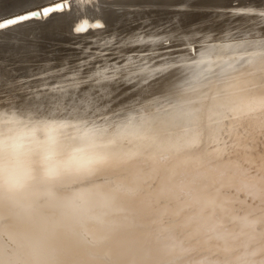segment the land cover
I'll return each instance as SVG.
<instances>
[{"label":"bare ground","instance_id":"1","mask_svg":"<svg viewBox=\"0 0 264 264\" xmlns=\"http://www.w3.org/2000/svg\"><path fill=\"white\" fill-rule=\"evenodd\" d=\"M54 3L0 30V141L41 128L33 178L0 185V264H264V0H0V20ZM120 223L105 248L44 243Z\"/></svg>","mask_w":264,"mask_h":264},{"label":"clouds","instance_id":"2","mask_svg":"<svg viewBox=\"0 0 264 264\" xmlns=\"http://www.w3.org/2000/svg\"><path fill=\"white\" fill-rule=\"evenodd\" d=\"M51 144L54 142L53 125L43 126ZM41 128L17 124L11 136L0 141V185L7 188L23 187L33 178L31 160L34 155V146L39 143L38 134ZM43 174L46 177H54L61 162L56 159L51 149H45L39 154ZM87 164L90 161H72Z\"/></svg>","mask_w":264,"mask_h":264},{"label":"rangeland","instance_id":"3","mask_svg":"<svg viewBox=\"0 0 264 264\" xmlns=\"http://www.w3.org/2000/svg\"><path fill=\"white\" fill-rule=\"evenodd\" d=\"M262 37H264V35H262ZM179 55H182L181 53H177V57L179 56ZM180 57V56H179ZM181 58V57H180ZM172 59V58H171ZM179 59V58H178ZM181 60V59H180ZM258 61H259V58L257 57V58H255V59H253V60H251L250 62H248V63H246V64H244L245 65V67L246 68H248V69H252L253 67H255L257 64H258ZM256 62H257V64H256ZM247 69V70H248ZM44 72H42V73H40V75L38 76L39 78H42V79H44L45 78V76L48 74V72H46L45 71V69L43 70ZM47 73V74H46ZM250 73V72H249ZM45 74V75H44ZM44 75V76H43ZM121 225H122V223H120V228H121ZM116 226H118V224H116V225H109V226H107V225H103V227H102V225L100 226H92V225H88V227H87V225L86 226H83V230H82V227L81 226H77V228H76V226H74V227H70L69 228V230H67L68 228H66L65 230H63V231H55V232H52L50 235H48L49 236V239H48V236H47V241H46V239H45V241L46 242H44L45 243V245L46 246H48V245H50L51 244V246H50V248L51 247H53V248H56L57 250H58V248H60L61 250H64L65 251V246L67 247V241H66V243H65V240H68V248L69 249H73V247L74 248H77V250H79V251H82L83 249V251H90L89 250V248L90 247H92V248H94V246H95V248H101L102 247V245L103 244H106V242H105V240H107L106 238H108V237H104V235H106L107 234V236H109V237H117V236H119V235H121V232H122V228L120 229V228H116ZM81 227V228H80ZM85 227V228H84ZM92 227H94V228H92ZM96 227V228H95ZM101 227L103 228V230H101ZM104 227H107V228H104ZM89 228H90V230H89ZM111 228H112V230H111ZM71 229H73V231L71 230ZM78 231H77V230ZM98 229H100V231L98 230ZM106 229V230H105ZM108 229H109V231H108ZM121 231V232H118V231ZM75 231H77V232H75ZM84 231V232H83ZM88 231V232H87ZM89 231L90 232H92V233H89ZM102 232V233H101ZM110 233V235H109V233ZM116 232V233H115ZM58 234H59V236H58ZM60 234H61V236H60ZM74 235H75V238L77 237V240L74 238ZM81 235V236H80ZM91 235H95V236H91ZM100 235H101V237H103V238H105V239H102V238H100ZM51 236V237H50ZM70 236H72V237H70ZM81 238H80V237ZM89 236V238H85V237H88ZM97 236V237H96ZM56 237H58L57 239H56ZM62 237V238H61ZM64 237H65V239H64ZM94 237V238H93ZM50 238H51V240H50ZM53 238H55V239H53ZM79 238V239H78ZM97 240H96V239ZM63 239H64V242H63ZM69 239H70V241H69ZM98 239H100V241L98 240ZM109 239V238H108ZM111 239V238H110ZM53 240H56L58 243H56V241L54 242ZM75 241V243H74V241ZM49 241H50V244H49ZM52 241H53V243H56V245H53L52 244ZM76 241H78V243L76 242ZM88 241V242H87ZM90 241V242H89ZM80 242H81V245H80ZM47 243V244H46ZM60 243H61V246L59 247V246H57V244H59L60 245ZM84 245H83V244ZM87 243V244H86ZM91 243V244H90ZM102 243V244H101ZM76 244V245H75ZM81 246L80 248H79V246ZM88 244H89V248L87 247L88 246ZM93 244H95L94 246H92ZM98 244H100V245H98ZM53 245V246H52ZM64 245V246H63ZM71 245L73 246V247H71ZM76 246V247H75ZM109 248H110V245H107ZM106 247V245L104 246L103 245V247L102 248H105ZM44 248V250H42V251H44V253L43 252H40V254H41V259H43L44 257H47V255H50V254H54V249L53 248H51V250H52V253H50L49 252V247H46L45 248V246L43 247ZM42 248V249H43ZM64 248V249H63ZM66 249V250H69V249ZM91 248V249H92ZM45 249H46V251H45ZM56 249H55V251H56ZM48 250V251H47ZM50 250V251H51ZM112 249H110V251H111ZM109 251V252H110ZM40 256H39V260H37V262H36V264L38 263H40ZM62 261L63 260H61V257H57L56 256V259L52 262V264H63L62 263ZM69 263V261H67V264ZM35 264V263H34ZM65 264H66V262H65Z\"/></svg>","mask_w":264,"mask_h":264},{"label":"snow or ice","instance_id":"4","mask_svg":"<svg viewBox=\"0 0 264 264\" xmlns=\"http://www.w3.org/2000/svg\"><path fill=\"white\" fill-rule=\"evenodd\" d=\"M84 2H85V0H77L78 4H83ZM65 7L71 8V5H61V4L57 3L54 6L44 7L42 9H40L39 11L34 10L31 12L23 13L20 15H15V16H12L10 18L0 20V30L18 25V24L26 22L32 18H37L41 15V13H42L43 17L47 18L50 16V14H53L56 12H62ZM88 25H89V22L86 19H84L79 24H77V26H75L74 31L76 33H84L87 30H89ZM103 26L104 25L99 21H97L96 23L91 25L92 28H102Z\"/></svg>","mask_w":264,"mask_h":264},{"label":"water","instance_id":"5","mask_svg":"<svg viewBox=\"0 0 264 264\" xmlns=\"http://www.w3.org/2000/svg\"><path fill=\"white\" fill-rule=\"evenodd\" d=\"M53 5H55V3H54V4H46V5H44L42 8L47 7V6H53ZM33 11H34V10H33Z\"/></svg>","mask_w":264,"mask_h":264}]
</instances>
